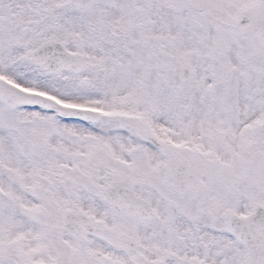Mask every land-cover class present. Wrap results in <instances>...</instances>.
I'll return each instance as SVG.
<instances>
[{
  "label": "snow or ice",
  "instance_id": "6c2138e0",
  "mask_svg": "<svg viewBox=\"0 0 264 264\" xmlns=\"http://www.w3.org/2000/svg\"><path fill=\"white\" fill-rule=\"evenodd\" d=\"M0 264H264V0H0Z\"/></svg>",
  "mask_w": 264,
  "mask_h": 264
}]
</instances>
